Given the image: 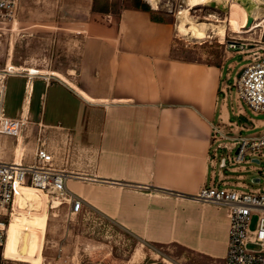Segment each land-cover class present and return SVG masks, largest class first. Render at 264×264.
<instances>
[{
	"label": "crops",
	"instance_id": "1",
	"mask_svg": "<svg viewBox=\"0 0 264 264\" xmlns=\"http://www.w3.org/2000/svg\"><path fill=\"white\" fill-rule=\"evenodd\" d=\"M92 9L113 23L72 30L66 44L50 34L44 56L13 63L38 73L7 74L22 80L7 94L3 85L2 113L27 123L18 137L0 134V161L33 163L39 137L51 155L45 166L92 178L65 181L81 199L76 213L48 199L35 264H186L193 256L223 264L227 208L194 195L236 185L214 178L211 155L229 115L224 64L177 54L172 23L147 11L118 10L116 0H93Z\"/></svg>",
	"mask_w": 264,
	"mask_h": 264
},
{
	"label": "rangeland",
	"instance_id": "2",
	"mask_svg": "<svg viewBox=\"0 0 264 264\" xmlns=\"http://www.w3.org/2000/svg\"><path fill=\"white\" fill-rule=\"evenodd\" d=\"M117 8H118V2ZM150 7L172 23L175 31V51L180 56L206 59L210 62L224 64L221 75L222 96L228 107V118L223 125H218L220 131L228 137L259 135L264 131V112L252 111L245 101L236 93L235 80L241 68L258 61L261 47L264 46V21L257 18L252 29L244 28L243 32H233L227 29L223 37L217 33V28L225 24L226 12L198 4L188 9L189 21L204 23L203 32L188 29L187 33L177 30L181 9L187 8L186 0H144ZM223 5L229 7L233 0H224ZM123 3L124 1L121 0ZM93 0H21L12 20L0 22V71L6 65L23 62L25 59L39 58L50 49L44 43L52 39L50 34L58 37L59 43H67L70 34L79 31L98 32V26L113 23L111 15L97 13L92 9ZM111 19V20H110ZM193 20V21H192ZM187 21L188 26L190 22ZM256 23V24H255ZM52 31V33L50 32ZM227 40H235L238 44L228 48ZM57 41V40H56ZM22 69V68H19ZM22 80L10 76L0 77V84L5 85L6 94L9 88H19ZM5 105V102H4ZM5 107V106H4ZM9 110L14 109V103H7ZM217 125V124H216ZM218 138L212 143L211 155L215 161L214 178L224 179L232 189L249 190L264 188V148L246 153L243 159L235 162L236 144L225 138ZM224 159V166L221 159ZM218 171L221 174H218ZM257 178L258 181H253ZM242 184V185H238ZM231 188V187H229ZM49 199V197H48ZM50 200V199H49ZM47 201V198H46ZM47 204V202H46ZM2 218V215H0ZM45 212L40 216H27L14 207L9 226L32 227L40 233L34 254L40 252ZM256 217L252 216L250 228L255 225ZM3 249V248H2ZM105 250V247H104ZM4 256V254H3ZM5 257V256H4ZM0 264H30L26 261L11 260L2 257L0 249ZM186 264H219L205 257H192Z\"/></svg>",
	"mask_w": 264,
	"mask_h": 264
},
{
	"label": "built area",
	"instance_id": "3",
	"mask_svg": "<svg viewBox=\"0 0 264 264\" xmlns=\"http://www.w3.org/2000/svg\"><path fill=\"white\" fill-rule=\"evenodd\" d=\"M19 0H0V22L12 20L16 14ZM238 44L235 40H227V47L234 48ZM258 61L251 62L241 68L235 80L237 95L242 98L252 111L264 112V46L261 47ZM36 68L15 69L13 65H6L0 71V77L7 74L36 75ZM3 85L0 84V134L18 137L26 123L25 117L11 118L2 113ZM219 138L235 142L234 160L239 162L246 153L264 148V131L259 135L228 137L215 130ZM34 151L33 163L22 164L19 161H0V249L6 237L8 214L13 210L17 199L18 189L31 187L50 199V205L57 206L62 202H69L71 212L76 213L81 206V199L71 193L65 186L67 178L92 180L89 177L65 172L45 166L51 155L42 146L38 137ZM224 166V159H221ZM93 182H100L94 178ZM128 186V183H118ZM137 184L135 188H140ZM148 188V187H147ZM148 190H153L149 187ZM100 188L97 192H100ZM166 195L181 196L176 191L163 190ZM195 199L210 201L227 208V245L223 264H264V188L245 190L232 189L226 186L202 187L195 195ZM252 216L256 217L255 225L250 228Z\"/></svg>",
	"mask_w": 264,
	"mask_h": 264
},
{
	"label": "bare ground",
	"instance_id": "4",
	"mask_svg": "<svg viewBox=\"0 0 264 264\" xmlns=\"http://www.w3.org/2000/svg\"><path fill=\"white\" fill-rule=\"evenodd\" d=\"M211 1V0H186L187 3V8L181 9V12L179 14V23L177 24V30L180 33H187L188 29L191 31L195 32H203L205 30V25L204 23H194L190 22L189 17H188V9L198 5V4H205L206 2ZM216 2H221L222 4L225 3L224 0H214ZM256 3H261V0H254ZM232 5L227 7V12H226V20L224 25H220L217 28V33L220 37H223L224 31L229 28V30L233 32H243L244 28L252 29L254 25V21L257 19L256 14L248 9L241 1L238 0H233ZM189 21L190 24L187 26L186 22ZM262 21H264V17H262ZM256 24V23H255ZM24 191H29V192H38L40 197H41V209L39 211H28V210H23L20 208L16 207L17 201H14L13 204V210L9 212L8 214V219H7V228H6V237L5 241L3 243V254L7 258L15 259V260H21V261H26L29 263H37L40 258V252H37L36 254L32 253H27V254H21L18 251H16L14 247V238L16 237L18 233V229H27L31 230L33 232H36V241H35V248H37V241L40 239V233H38L34 228L32 227H18L16 225H11L9 226V219L13 216V211L14 207L17 211H22L26 213L27 216H40L45 212V206H46V196L42 194L40 191L31 188V187H24Z\"/></svg>",
	"mask_w": 264,
	"mask_h": 264
},
{
	"label": "water",
	"instance_id": "5",
	"mask_svg": "<svg viewBox=\"0 0 264 264\" xmlns=\"http://www.w3.org/2000/svg\"><path fill=\"white\" fill-rule=\"evenodd\" d=\"M241 1L248 9L256 14L257 18L264 17V0L261 3H256L254 0H238ZM208 7L216 8L220 11L227 12V7L221 2L214 0L205 3ZM253 181H258L254 178ZM16 207L28 210V211H39L41 209V197L38 192L24 191L18 189ZM36 232L27 229H18V233L14 238V247L16 251L21 254L32 253L34 254Z\"/></svg>",
	"mask_w": 264,
	"mask_h": 264
},
{
	"label": "trees",
	"instance_id": "6",
	"mask_svg": "<svg viewBox=\"0 0 264 264\" xmlns=\"http://www.w3.org/2000/svg\"><path fill=\"white\" fill-rule=\"evenodd\" d=\"M124 2L122 3L121 0L118 2V10L122 7H128V8H133V9H140L147 11L150 15V18L154 21H163L164 18L160 15V13L154 11L150 5L144 1V0H123ZM175 50L172 48V51ZM177 53V52H176Z\"/></svg>",
	"mask_w": 264,
	"mask_h": 264
}]
</instances>
